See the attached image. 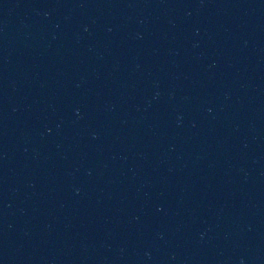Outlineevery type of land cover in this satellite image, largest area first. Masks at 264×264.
<instances>
[{
  "label": "water",
  "instance_id": "water-1",
  "mask_svg": "<svg viewBox=\"0 0 264 264\" xmlns=\"http://www.w3.org/2000/svg\"><path fill=\"white\" fill-rule=\"evenodd\" d=\"M0 264H264V0H0Z\"/></svg>",
  "mask_w": 264,
  "mask_h": 264
}]
</instances>
